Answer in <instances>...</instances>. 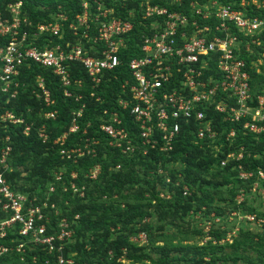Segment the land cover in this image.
<instances>
[{
    "label": "trees",
    "instance_id": "trees-1",
    "mask_svg": "<svg viewBox=\"0 0 264 264\" xmlns=\"http://www.w3.org/2000/svg\"><path fill=\"white\" fill-rule=\"evenodd\" d=\"M9 1L0 0V14L3 19L11 18L7 11ZM84 1L88 3V29L80 27L76 20V16L82 14ZM220 1L231 4L235 9L239 8L237 5L239 0ZM103 2L114 8L112 16L129 19L133 23V30L124 37L125 46L119 50L120 65L115 70L107 72L97 88L93 87L82 65L75 62L69 63L72 82L69 87H63L51 69L30 63L28 67L21 69L17 77L19 84L17 95L10 98L0 93V115L9 111L24 120L18 125L0 120V148L6 136L9 137L11 146L7 159L8 169L4 171V177L11 189L17 193L31 195L38 189L37 186H42L53 179L55 172H63L64 182L69 180L70 173L75 172L77 177L74 182L78 186H85L84 192L90 200L84 205L70 190L63 191L59 183L50 197L49 205L56 204L62 212L67 210V214L63 213L62 216H66L69 222L78 216L76 223L71 226L74 229L73 241L66 244L60 252H53V258L44 251L36 250L26 253L24 260L21 261L20 256L12 252L1 256L0 264H43L46 258H49L52 264L59 253L65 258L71 257L78 264H118L117 260L121 257L123 249L126 251V258L135 264H179L183 261L188 264H202L205 256H208L212 263L232 261L231 264H249L248 251H254L255 259L264 264V248L256 249L251 241H246L249 230L240 228L237 231L233 243L229 245L234 254L219 256L218 252L224 247L217 245V242L226 236L227 229L233 228L227 222L230 213L246 212L260 218L264 216L263 212L249 207L247 199L243 202L236 199L240 190L243 189L245 193L250 190L258 171L264 172V135L254 136L247 133L242 129V122L236 124L223 122L221 115L214 112L212 127L216 132V141L213 146L204 140H196L197 126L193 120L181 124L173 149L168 152L149 149L146 155H138L136 151L128 156L108 145V138L99 129L100 124L106 119L103 117L105 110L109 113L117 112L122 126L134 139V143L137 142L138 128L128 116V111L122 110L117 101L121 97L127 98L122 94L121 85L126 80L132 83L127 64L132 58L141 55L138 48L141 36L151 32V23L161 20L157 17L143 18L142 9L137 6L138 1L128 0L124 4L117 0ZM185 2L187 0H184ZM150 3L159 4L169 10H183L186 15L191 16L186 4L178 7L170 5L166 0H152ZM133 8L134 15L130 17L127 10ZM21 9V18H26L30 25L22 26L23 30H33L37 24L52 22L58 13L67 17L63 37L61 39L47 37L51 42L45 43L49 46L59 43L65 48L67 43L70 46L78 43L92 56H96V49L101 47L93 43L96 35L95 0H22ZM248 14L262 17L264 10L253 9L249 10ZM71 23L78 27L76 34L68 27ZM260 39L264 40V34ZM38 76L43 78L45 87L54 101L51 107H46L43 100L38 99L33 93ZM76 80L80 83L75 84ZM65 91L70 95L65 96ZM251 94L252 96L264 94V74L251 72ZM80 109L82 111L77 119V130L70 133L74 113ZM49 112H55L54 117L45 119L44 115ZM36 120H41L39 125ZM26 125L29 126V131L24 134ZM41 126H44L47 135L44 143L38 137ZM232 129L235 136L229 143L225 137ZM63 134L67 135L63 146L59 147L54 143ZM93 140L98 141V144L93 146L95 154L80 158L78 163H73L71 159L62 158L60 155L61 149H70L80 142ZM215 146L219 147L218 152ZM230 152H241V159L229 161L222 167L220 162ZM95 164L100 167L98 177L95 180L84 178L87 172L96 166ZM238 166L244 171L253 172L254 177L247 181L239 179ZM24 172H27L28 176L22 181L21 174ZM133 183H137L138 186L133 192L128 193V196L132 195L136 201L130 202L127 201L129 197L123 198L122 192H128L127 188ZM98 184L103 186L96 188ZM260 185L264 189V182H260ZM184 188L187 189L185 194ZM114 194L121 198L117 199L116 205L112 203L108 208L99 202L106 199L110 201ZM94 195L96 197H93ZM66 202L68 205L64 204ZM214 217L222 220L223 226V229L219 227L210 230L209 240L214 239L217 242L209 241L203 246H182L167 242L165 227L173 228L175 235L180 238H189L192 235L202 237L203 233L200 234L197 227L192 232L190 227L195 220L211 222L212 227ZM50 218L55 226L56 218L53 214ZM148 219L157 221L156 233L152 232L154 226L146 221ZM67 228L69 229L68 226ZM139 231L147 234L146 246L137 247L129 241L130 236ZM158 241L165 242L163 247L156 245ZM0 243L7 244V241L3 240ZM34 255L36 262L33 263L31 256Z\"/></svg>",
    "mask_w": 264,
    "mask_h": 264
},
{
    "label": "built area",
    "instance_id": "built-area-1",
    "mask_svg": "<svg viewBox=\"0 0 264 264\" xmlns=\"http://www.w3.org/2000/svg\"><path fill=\"white\" fill-rule=\"evenodd\" d=\"M126 1L117 0L122 4ZM166 2L178 7L186 4L191 16L183 10H169L150 2L146 4L143 18L157 17L161 21L151 23V32L141 36L138 45L141 55L127 64L132 83L126 80L121 85L122 94L127 98L121 97L117 101L122 110L128 111V116L138 128L137 142L134 143L122 126L118 113L105 110L103 117L106 119L99 129L108 138V145L123 155H131L136 150H142V155H146L149 149L168 152L173 149L181 124L193 120L197 126L196 140H204L213 146L216 141V132L212 127L214 112L221 115L223 122H242V129L247 133L264 135V94H251V72L260 74L257 67L264 66V40L260 39L264 34V15L248 14L249 10H264V0H239L237 9L220 0ZM95 3L96 35L93 43L101 47L96 49V56H92L78 43L71 46L67 43L65 48L59 43L53 46L45 43L51 42L47 39L49 36L63 37L67 21L64 14L58 13L54 21L37 24L33 30H23L22 26L30 25L26 18H21L22 0H10L7 11L11 18L3 19L0 14V93L14 98L19 87L17 77L21 69L30 63L51 69L62 86L69 87L72 83L69 63L75 62L82 65L93 87L97 88L105 74L120 65L119 50L125 46L124 37L133 30V23L129 19L112 16L114 8L104 4L103 0H95ZM82 8V14L77 15L76 20L80 27L88 29L86 1L82 3ZM68 27L76 34V24L71 23ZM74 83L80 82L76 80ZM33 93L43 100L46 107L54 104L40 76L36 78ZM64 95L69 96L70 93L65 91ZM81 111L74 113L70 133L77 130ZM54 114L49 112L44 116L49 119ZM0 120L13 125L23 123V119L9 111L1 114ZM28 131L29 126L26 125L23 133ZM66 135L59 137L55 144L63 146ZM234 136L232 129L225 140L231 143ZM39 137L42 143L46 142L47 135L43 129ZM214 148L219 151L218 146ZM10 152L9 137L6 136L0 148V241L6 240L7 244L0 243V257L13 252L23 261L27 247L30 252L41 250L53 258V252H60L71 243L73 230L67 228L66 218H60L51 230L47 229L50 217L46 211L54 209L53 204L36 205L35 199L11 189L4 177ZM60 155L62 158H73L65 149L60 150ZM241 157V152H230L220 165L223 167L229 161H239ZM238 169L239 179L247 181L254 177L253 172L244 171L240 166ZM99 173L100 167L96 165L91 179H96ZM260 182H264L263 171H258L256 180L252 182L253 192L258 190ZM71 189L79 194L84 190H76L74 186ZM184 189L185 194L187 189ZM236 199L238 202L245 200L243 189ZM238 214L232 213L235 216ZM244 218L250 224H264V218L255 214ZM206 224L211 229V222ZM129 241L143 247L148 244V237L146 232L139 231L130 236ZM31 258L33 263L36 262V255ZM117 263L135 264L126 258L124 249ZM43 264H51L50 259L46 258ZM52 264L78 263L59 253Z\"/></svg>",
    "mask_w": 264,
    "mask_h": 264
},
{
    "label": "rangeland",
    "instance_id": "rangeland-1",
    "mask_svg": "<svg viewBox=\"0 0 264 264\" xmlns=\"http://www.w3.org/2000/svg\"><path fill=\"white\" fill-rule=\"evenodd\" d=\"M132 1H138L137 2L138 3L137 6L140 9H142V11H143L145 6H147L146 4L149 3L152 0H132ZM134 10H135V8L127 10V13H128V15L130 17L134 15ZM257 68H259V73L260 74H264V66L260 65ZM45 119H47V117H45ZM49 119H51V118H49ZM40 121L36 120V123L39 125ZM42 129L44 130V126H41L40 129L38 130V137H39V132ZM39 139H40V137H39ZM97 144H98L97 140L96 141L95 140H93V141H84V142H80L76 146H74V147H72L70 149H66V150L70 151V155L73 156V158H71V161L73 163H78V160L80 158H82V157H85V156H90L91 157V156H93L95 154V148L93 146L97 145ZM55 145H58L59 147H62L59 144H55ZM136 151L138 152V155H142V150H136ZM78 154H80V155H78ZM128 156H130V155H128ZM93 168H91L87 172V174L85 175L84 178L89 179V180H95L93 178L91 179V173H92V169ZM62 170H65V169H62ZM62 173H63L62 171L61 172H55L54 173V178L49 180V181H47L46 184H44L42 186L41 185L37 186L38 189L33 194L30 195L29 193H26V194H23V195H25L27 198L35 199V204L36 205H41L42 203L43 204L45 203V204L49 205V200H50L51 195L55 192L56 187L61 184L60 187L63 189V191L70 190L73 195H76L81 200V203L86 205L90 200L87 198V195L84 192L85 191V186H78L74 182V179H76V177H77L76 173L75 172L70 173L69 180H67L68 182L67 181H65V182L63 181ZM55 174H56V176H55ZM27 176H28L27 172L26 173L25 172L22 173L21 174V180L23 181V179L25 177H27ZM138 176H140V175L138 174ZM57 177H59V179H57ZM20 183H22V182H20ZM72 186H74V188L76 190H78V189L82 190V188H84V190H83L84 194L82 192L80 194L74 192L71 189ZM101 186H103V185L98 184L96 186V188H99ZM137 186H138L137 183H133V184L129 185V187L127 188L128 192L127 191L122 192L123 193L122 196H124L123 198L129 197L127 199V201H130V202L136 201V200L133 199L132 195L128 196V193H130L131 191L133 192V190H135ZM220 193L223 194L224 192H220ZM162 194H164V193H162ZM93 197H96V196L94 195ZM117 199H121V198L118 196V194H114L113 199L111 198L110 201H109V199L108 200L106 199V200H100L99 202L103 203V205L104 204L107 205V207L109 208V205H111L112 203H113V205H116ZM245 199H247V204L249 205V207H252V208L257 209L258 211H261V212L264 213V189L261 188V185L259 186L258 190H256L255 192H253L251 190V188H250V190L247 193H245ZM64 204L68 205V202H66ZM53 206H54V209L48 208V211H46V214L49 217H50V215L53 214L54 217L56 218V222L57 223H59V221H60L59 219L60 218H66L67 226L69 227V229L74 230L73 228H71V226L76 223L75 220L77 219L76 217H78V216H75L73 218V220L69 222L68 218L66 216H62L63 213L67 214V210H64L62 212V210L60 208H58L56 206V204H53ZM99 214H100V212H99ZM247 215H249V214L246 213V212L245 213H239L236 216L232 215V213H230L227 216V222L230 223V225L233 228L232 229H227L228 231L226 233V236L223 239H221L220 241H218V242H217V240H214V239L213 240H208L207 239L208 237H211L210 234H209L211 229L210 228L208 229V224L203 223L201 220H195V223L190 227V231L192 232L193 229L195 227H197L199 229V231H200V234L203 233L202 237L200 235H196V236L192 235L189 238H180L177 235H175V230L173 228L169 227V226L165 227L164 234L167 235V237H168L167 242H171V243L177 244V245L181 244L182 246H196V245L203 246L209 241H216L217 245H220V246L224 247L223 250L218 252V255L219 256H221V255L226 256V255L234 254L233 249L230 248L229 245H231L233 243L234 237H236V234L238 233L237 231H239L240 228H243V230L244 229L247 230V231L249 230L247 232L248 235L246 237V241H248V242L251 241L252 246L255 247L256 249H262V248H264V224L260 226V225H258L256 223L250 224V223L246 222L244 217L247 216ZM262 218H264V216ZM215 219H219V218H217V217L212 218L213 223H212V227L211 228L215 229V228H219L220 227L221 229H223V226H221L222 220L218 221V222L217 221L215 222ZM146 221L150 222L154 226V228L152 229V232L156 233V223H157V221L155 219H151V221L148 219ZM226 226L229 227V225H226ZM52 228H53V224H52V221H51V218H50L49 223L47 224V229L51 230ZM225 229H226V227H225ZM163 244H165V242L158 241L156 245H160L161 247H163ZM29 250H31V249L26 247V251H27L26 253H29L30 252ZM246 251H247V249H246ZM253 252L254 251H248V254H249V258H247L248 263L249 264H261V262H258L255 259L256 253H253ZM152 257H154V255H152ZM231 263H232V261L231 262L217 261L215 263H212V262H210V258L208 256H205L204 263H202V264H231ZM179 264H188V263L183 261V262H180Z\"/></svg>",
    "mask_w": 264,
    "mask_h": 264
}]
</instances>
